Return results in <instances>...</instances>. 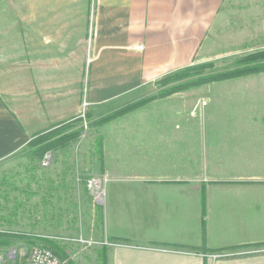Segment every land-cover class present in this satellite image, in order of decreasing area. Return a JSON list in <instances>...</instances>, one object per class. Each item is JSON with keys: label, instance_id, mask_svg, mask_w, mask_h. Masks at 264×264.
Instances as JSON below:
<instances>
[{"label": "crops", "instance_id": "0c3cea01", "mask_svg": "<svg viewBox=\"0 0 264 264\" xmlns=\"http://www.w3.org/2000/svg\"><path fill=\"white\" fill-rule=\"evenodd\" d=\"M2 1L0 162L77 120L83 102L86 117L100 118L194 61L264 43V0ZM220 88L227 113L197 116L195 133L163 121L159 131L117 136L136 161L131 178L105 186L98 236L117 243L101 249L106 264H264V72ZM188 136L195 154L211 156L201 181L179 175Z\"/></svg>", "mask_w": 264, "mask_h": 264}, {"label": "rangeland", "instance_id": "374dc122", "mask_svg": "<svg viewBox=\"0 0 264 264\" xmlns=\"http://www.w3.org/2000/svg\"><path fill=\"white\" fill-rule=\"evenodd\" d=\"M233 18L237 35L244 36L249 27L244 26L248 20L242 6L233 11ZM252 22V33L259 32V17ZM260 52L264 53V43L241 46L221 60L194 61L155 80L139 100L100 118L86 117V110L81 117L82 108H87L81 105L77 120L38 133L42 135L37 144H27L1 161L0 255L14 258L7 264H26L33 248L50 245L55 246L56 257L63 264H106L101 249L117 243L98 236L105 186L115 178H131L136 161L130 144L125 145L117 136L124 140L132 139L126 135L132 132L159 131L163 121H168L165 125L171 131L195 133L197 116L227 113L228 104L219 103L220 87L243 84L246 78L262 73L225 76L242 71L249 65L242 59ZM191 137L184 157L187 171L179 175L201 181L211 172V156L201 158L199 148L195 154ZM44 144H49V149L38 153ZM210 148V142L205 144V153H210ZM122 164L125 172L118 169ZM92 179L101 181L96 190L88 188ZM85 241L89 243L83 244Z\"/></svg>", "mask_w": 264, "mask_h": 264}, {"label": "built area", "instance_id": "2783aa9c", "mask_svg": "<svg viewBox=\"0 0 264 264\" xmlns=\"http://www.w3.org/2000/svg\"><path fill=\"white\" fill-rule=\"evenodd\" d=\"M87 104H82V107H86ZM84 108H82V115L84 116ZM44 159L47 161L48 156H45ZM44 161V162H46ZM101 184L100 180L92 179L87 182L88 188L96 190L98 186ZM82 243V242H80ZM89 242L85 241L83 244H88ZM13 256L10 254L6 255V257L0 255V264H7L9 261L13 260ZM26 264H63L48 248L37 246L33 248L28 256Z\"/></svg>", "mask_w": 264, "mask_h": 264}, {"label": "trees", "instance_id": "16d2710c", "mask_svg": "<svg viewBox=\"0 0 264 264\" xmlns=\"http://www.w3.org/2000/svg\"><path fill=\"white\" fill-rule=\"evenodd\" d=\"M264 60V53L260 52V53H254V54H250L247 55L246 57H244L242 59V62H246L249 63V65L247 67H245L242 71L237 72V73H233V74H226L225 76L231 77V76H237V75H245V74H249V73H253V72H264V63H255L254 65L252 64L253 62H258V61H262ZM251 63V64H250ZM186 71L182 72L185 73ZM228 77H223V78H228ZM120 114V113H119ZM116 115H118L116 113ZM114 118V116H112ZM112 117H110V119H112ZM108 120V119H107ZM42 134H37L34 135L31 140L28 142V146H33L35 144H37L38 140L40 139V136ZM50 147L49 144H44L42 145V147L39 149L38 153H43L44 151L48 150ZM202 205H203V199H202ZM47 248L56 256L57 255V249L55 248V246H47Z\"/></svg>", "mask_w": 264, "mask_h": 264}]
</instances>
